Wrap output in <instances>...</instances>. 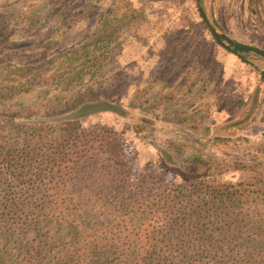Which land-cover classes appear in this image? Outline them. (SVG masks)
I'll return each instance as SVG.
<instances>
[{"label":"rangeland","instance_id":"rangeland-1","mask_svg":"<svg viewBox=\"0 0 264 264\" xmlns=\"http://www.w3.org/2000/svg\"><path fill=\"white\" fill-rule=\"evenodd\" d=\"M127 8L143 13L142 23L117 38L100 90L83 105L109 109L76 121L118 134L119 159L133 172L150 164L164 182L184 183L210 169L209 179L250 182L253 174L232 167L264 164V60L251 57L254 68L218 45L195 0H0V112L44 116L62 106L56 114H67L77 97L87 98V77L59 81L67 67L60 55ZM203 9L218 34L264 51V0H203ZM41 62V80L4 69ZM170 150L171 161L159 158Z\"/></svg>","mask_w":264,"mask_h":264},{"label":"trees","instance_id":"trees-1","mask_svg":"<svg viewBox=\"0 0 264 264\" xmlns=\"http://www.w3.org/2000/svg\"><path fill=\"white\" fill-rule=\"evenodd\" d=\"M125 11L60 55L59 81L87 77V98L67 114L0 112V264H264V164H234L254 175L245 183L209 179L210 169L164 182L150 164L137 173L119 159L118 134L76 121L96 112L83 105L100 90L117 38L142 23L143 13ZM4 67L27 81L47 72L42 62Z\"/></svg>","mask_w":264,"mask_h":264},{"label":"flooded vegetation","instance_id":"flooded-vegetation-1","mask_svg":"<svg viewBox=\"0 0 264 264\" xmlns=\"http://www.w3.org/2000/svg\"><path fill=\"white\" fill-rule=\"evenodd\" d=\"M195 4H196V0H195ZM199 5H200V8L202 9V11H203V13L205 15V19L207 21V24L205 23L204 19L201 17L200 13L199 12L198 13H199L204 25L206 26L207 30L210 32V34L212 35V37L216 41V43L218 45H220L222 48H224L225 50H227L229 53H231L230 51L232 50L233 51V53H231L232 55L236 56L238 59L242 60L243 62L247 63L248 65H253L254 68H257V67H255V63H252L251 59L255 58V59L264 60V57H262V56H260L258 54H255L252 51H238V50L234 49L228 43L224 42L221 38H220V40L222 41V43H220L218 40H216L214 35H213V32L217 33V30L219 31V27L212 21V19L210 20V18L205 14V11L203 9V0H199ZM196 8H197V6H196ZM197 11H198V9H197ZM220 30L222 31V29H220ZM222 35L228 37L224 33ZM228 38L233 43H238V42L232 40L230 37H228ZM239 44H242V43H239ZM243 45H247V44H243ZM247 46H250V47H253L255 49H258V48L254 47V46H251V45H247ZM258 50H261V49H258ZM261 51H263V50H261ZM262 74H264V71L261 72V75Z\"/></svg>","mask_w":264,"mask_h":264},{"label":"water","instance_id":"water-1","mask_svg":"<svg viewBox=\"0 0 264 264\" xmlns=\"http://www.w3.org/2000/svg\"><path fill=\"white\" fill-rule=\"evenodd\" d=\"M196 6H197L198 12L200 13L201 17L204 19L205 23L207 24V21L205 19V15H204L202 9L200 8L199 0H196ZM213 35H214L215 39L218 40L220 43H222V41L220 40V38H221L224 42L228 43L229 45H231L234 49H236L238 51H252L255 54H258V55L264 57V52L261 50L255 49V48L247 46V45H243V44H239V43H233L228 37H226L222 34H218L216 32H213ZM105 109H109V108L106 106H103V105H97V106L91 107L89 110L100 111V110H105ZM89 110L87 109L86 111H89Z\"/></svg>","mask_w":264,"mask_h":264}]
</instances>
